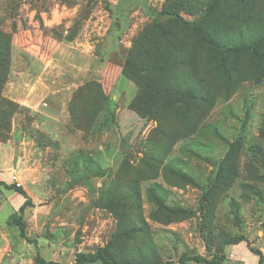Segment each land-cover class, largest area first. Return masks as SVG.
I'll return each instance as SVG.
<instances>
[{"label":"rangeland","instance_id":"rangeland-1","mask_svg":"<svg viewBox=\"0 0 264 264\" xmlns=\"http://www.w3.org/2000/svg\"><path fill=\"white\" fill-rule=\"evenodd\" d=\"M164 4L165 0H0V29L11 38L6 84L12 71L46 67L58 74L74 67L66 58L72 46L87 47L90 56L98 57L95 66L104 68L102 75L89 77L92 89L73 94L62 143L38 125L30 109L10 98L6 84L1 89V99L17 108L8 110L9 130L0 112V182L21 186L27 199L0 186V264H37V255L46 262L76 264L79 254L106 247L118 262L179 264L183 256L211 259L219 255L223 242L238 238L247 241L224 246L223 264H258L251 248L264 256V79H250L248 61L240 60V78L228 95L216 98L204 127L177 141L166 157V163L183 160L184 171L197 186L168 185L162 173L148 178L152 173L144 165L147 156L156 148L161 158L170 143L155 135V120L133 109L135 84L131 95L118 87L110 96L93 85L97 78L111 81L123 75V58L147 25L164 20L155 19L153 12H161ZM205 83L217 94L224 89L211 73ZM105 95L108 99L99 113ZM4 107L0 101V111ZM167 127L174 133L178 126ZM234 141L243 144L239 175L220 182L224 185L219 189L211 188L214 196L202 212L208 180ZM251 147L260 159L250 153ZM198 148L201 157H191L188 151ZM149 188L166 199L168 209L183 208L193 217L183 219L158 209L148 197ZM138 191L142 216L132 213L135 222L127 224L115 215L112 203L127 192L128 200L136 202ZM25 201L23 238L15 214Z\"/></svg>","mask_w":264,"mask_h":264},{"label":"trees","instance_id":"trees-1","mask_svg":"<svg viewBox=\"0 0 264 264\" xmlns=\"http://www.w3.org/2000/svg\"><path fill=\"white\" fill-rule=\"evenodd\" d=\"M153 12L156 15L155 19L164 20H156L138 34L132 48L123 58L122 70L123 76L138 87L133 109L144 118L155 120L158 124L155 135L167 139V143H170L167 152L161 158L157 157L156 148L153 149L144 165L152 173L148 178H156L162 173L168 185L197 186L196 179L184 171L183 160L166 163V157L177 141L194 136L204 127L216 98L228 95V91L236 85V79L240 78L238 71L240 60L248 61L251 80L257 82L264 79V0H165L161 12ZM183 14L193 19L188 21ZM10 67L11 38L0 29V95L10 75ZM209 73L214 74L216 80L224 86L221 94L215 93L206 85L205 76ZM92 81H97L93 85H98L103 93L101 82ZM90 82L91 80L80 87L77 95L79 92L83 93L85 89H92ZM104 97V104L98 107L99 113L108 99L106 95ZM0 101L5 106L0 111L2 118L6 120L5 130H9L11 112L8 113V110L12 108L15 111L17 106L1 99V96ZM73 101L69 105L70 116H72ZM176 123L178 127L174 133L169 132L168 127L166 129V126ZM242 145L237 141L229 145L225 157L217 165L214 176L211 175L208 180L211 186L204 190L205 197L200 201L202 212H205L209 206L208 201L214 196V191L224 185L220 186V182L231 180V175H234V178L238 177ZM249 151L257 160L261 158L255 148L251 147ZM200 152V149L188 151L191 157L197 158L201 157ZM0 186L13 190L27 199V194L21 186H8L3 182H0ZM213 187L215 190L209 191ZM153 189L149 188L147 193L158 209L170 215H182L183 219L193 217L191 211L183 208L168 209L166 199L159 198ZM127 195L128 192L125 197L113 202L112 205L115 215L123 221H128L127 224H133L135 221L131 217L132 213L142 216L141 194L140 191L135 193L136 202L128 200ZM25 205L26 201L15 214L23 238L26 228L22 220ZM202 229H206V226ZM121 235L126 236L127 233L123 232ZM121 235L117 234V237ZM243 241L247 240L238 238L223 242L219 255L211 259L201 255L183 256L179 264L189 262L223 264L226 260L224 246L238 245ZM251 251L258 257V264H264L263 253L252 248ZM36 263L59 264L53 261L46 262L39 255ZM76 264L135 263L128 260L116 261L106 247L98 249L94 254H79ZM164 264L177 263L170 261Z\"/></svg>","mask_w":264,"mask_h":264},{"label":"crops","instance_id":"crops-1","mask_svg":"<svg viewBox=\"0 0 264 264\" xmlns=\"http://www.w3.org/2000/svg\"><path fill=\"white\" fill-rule=\"evenodd\" d=\"M66 44L68 45V43ZM58 45L59 49L62 43ZM27 50L26 47L23 48V51ZM55 51L54 55L57 52ZM90 54L87 47L77 50V47L72 46V51L66 58L74 67L61 71L60 74L52 70L48 72L46 67L39 71L32 68H25L17 73L12 71L11 79L6 84V92L10 98L30 109L37 116L38 125L46 130L52 139L62 140L61 143L65 140L61 139L60 135L67 130L66 127L70 123L69 105L73 100V94L90 81L89 77L100 76L104 70V68L101 70L95 66L97 63L95 60L98 57L90 56ZM34 58L36 57L34 56ZM115 77L111 81L106 78H97L108 96L118 87H121L126 95L128 91L129 95L134 93V83L121 73ZM61 78L62 82L60 83Z\"/></svg>","mask_w":264,"mask_h":264}]
</instances>
